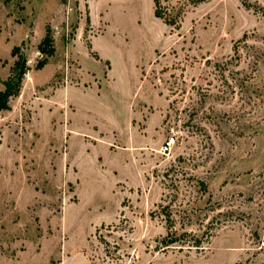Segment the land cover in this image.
Wrapping results in <instances>:
<instances>
[{
    "label": "rangeland",
    "instance_id": "obj_1",
    "mask_svg": "<svg viewBox=\"0 0 264 264\" xmlns=\"http://www.w3.org/2000/svg\"><path fill=\"white\" fill-rule=\"evenodd\" d=\"M13 46L0 264H264V0H0Z\"/></svg>",
    "mask_w": 264,
    "mask_h": 264
},
{
    "label": "trees",
    "instance_id": "obj_2",
    "mask_svg": "<svg viewBox=\"0 0 264 264\" xmlns=\"http://www.w3.org/2000/svg\"><path fill=\"white\" fill-rule=\"evenodd\" d=\"M154 3L158 5L159 0H154ZM155 16L163 18L164 22L167 24H173V21L171 19L165 17L163 13H161L157 9L155 10ZM37 51L39 52L40 59L36 63V68L41 69L47 64L48 59L55 53L54 39L50 26H47L45 28V33L37 44ZM10 54L16 59L11 69L12 73L4 81V89L0 91V110L8 109L9 107L7 103L9 98L17 96L19 94L22 79L28 70L27 59L21 49V46H13ZM202 186L203 188H205V185L202 184ZM165 221L169 229L172 225V221L167 213ZM185 242L192 244V246L194 247H199L202 243L201 239L198 237L188 236L187 233H181L180 235H177L176 232H172L170 230H168L167 235L160 240V244H162L163 246H170L177 243Z\"/></svg>",
    "mask_w": 264,
    "mask_h": 264
},
{
    "label": "built area",
    "instance_id": "obj_3",
    "mask_svg": "<svg viewBox=\"0 0 264 264\" xmlns=\"http://www.w3.org/2000/svg\"><path fill=\"white\" fill-rule=\"evenodd\" d=\"M172 139H170L169 141H165L161 147V151L162 153H166L168 152L170 149H171V146H172V142H171Z\"/></svg>",
    "mask_w": 264,
    "mask_h": 264
}]
</instances>
